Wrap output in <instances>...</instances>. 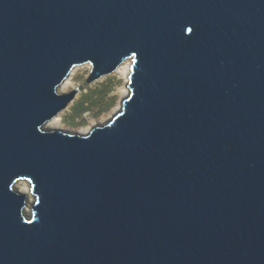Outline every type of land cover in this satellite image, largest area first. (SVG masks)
<instances>
[{"label": "water", "instance_id": "1", "mask_svg": "<svg viewBox=\"0 0 264 264\" xmlns=\"http://www.w3.org/2000/svg\"><path fill=\"white\" fill-rule=\"evenodd\" d=\"M129 59L110 122L45 128ZM0 264H264V0H0Z\"/></svg>", "mask_w": 264, "mask_h": 264}, {"label": "rangeland", "instance_id": "2", "mask_svg": "<svg viewBox=\"0 0 264 264\" xmlns=\"http://www.w3.org/2000/svg\"><path fill=\"white\" fill-rule=\"evenodd\" d=\"M82 66L83 67L81 70L75 76L74 84L71 86V91L78 89L77 95L79 98H77L78 96L76 95V98L74 99L76 100L75 105L72 107V110L68 111L63 117L65 128L55 130L77 133L76 128L87 125L91 118H100L102 115L109 112L111 108L117 103L119 98L117 87L122 82L120 78L114 74H111L105 76V81H100V79H98L97 81L89 84L86 82V80L90 75L91 69L84 67L86 65ZM111 120L112 119L109 121ZM109 121H106L105 123H102L98 126L106 125ZM45 128H47V130H54L49 129L46 126Z\"/></svg>", "mask_w": 264, "mask_h": 264}, {"label": "bare ground", "instance_id": "3", "mask_svg": "<svg viewBox=\"0 0 264 264\" xmlns=\"http://www.w3.org/2000/svg\"><path fill=\"white\" fill-rule=\"evenodd\" d=\"M82 67H83L82 65L77 66L71 71V73L69 74V76L66 78V80L63 82V84L61 85V87L59 89L60 94H68V93L72 92L71 86L74 84L75 76L78 74V72L81 70ZM84 67H88V68L92 69L90 64H86V66H84ZM130 73H131V59L122 63L117 68V70L114 73H112V74L118 76L120 78V80L122 81L121 84L117 87V93L119 95L117 103L111 108V110L109 112L105 113L100 118H98V119L91 118L90 122L87 125H83V126L76 128V132L78 134L87 135V133H89L93 127L101 125L102 123H105L106 121H109L110 119H113L121 111L122 102L124 99H126L128 97V95L130 93V90L128 87L129 81H130V79H129ZM105 79H106V77L103 76L100 78V81H105ZM75 90H78V89H75ZM75 98H76V96H75ZM77 98H79V96ZM74 99L56 117L49 120L46 123V127H48L49 129H54V130L55 129H64L65 124L63 121V117L66 115V113L68 111L72 110V107L76 103V100H74ZM74 131H75V129H74ZM17 188H18L19 192L22 194H29L30 193V185L27 182H20L17 185Z\"/></svg>", "mask_w": 264, "mask_h": 264}]
</instances>
